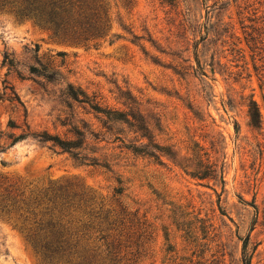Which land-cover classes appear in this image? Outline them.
<instances>
[{"label": "rangeland", "instance_id": "rangeland-1", "mask_svg": "<svg viewBox=\"0 0 264 264\" xmlns=\"http://www.w3.org/2000/svg\"><path fill=\"white\" fill-rule=\"evenodd\" d=\"M105 1L108 36L86 48L0 8V264H43L3 190L65 180L94 211L137 212L140 230L106 232L118 264H241L243 242L264 264V0ZM75 132L108 169L38 142ZM139 138L158 160L131 155ZM211 163L215 179L189 175Z\"/></svg>", "mask_w": 264, "mask_h": 264}, {"label": "trees", "instance_id": "trees-1", "mask_svg": "<svg viewBox=\"0 0 264 264\" xmlns=\"http://www.w3.org/2000/svg\"><path fill=\"white\" fill-rule=\"evenodd\" d=\"M0 8H6L21 19L43 25L64 40L85 48L88 45L96 46L109 32L105 0H0ZM89 108L94 113H102L96 104L89 103ZM248 113L253 116V122L258 124L257 108L252 101ZM74 134L76 140L39 136L38 142H48L52 147L68 153L79 165L108 169L107 163L99 165L97 159L82 155L84 134ZM115 140L118 138L115 137ZM140 140H135L134 144L125 149L135 157L158 160V148L152 147L154 150L150 153L146 151L147 144H142ZM218 172L220 174V169L217 171L216 166L211 163L205 165L202 173L193 172L189 175L198 180H213ZM220 180L222 182L221 178ZM117 184L112 190L113 197H120L124 191L120 181ZM3 192V200L8 202V213H17L19 218L28 222V227L19 225L18 229L43 264H118L117 252L121 244L118 240H114L115 245L113 242L106 244V232L129 230L133 222L137 225V230H140L136 211L129 213L121 206L111 216L109 212H101L99 206V210L94 211L89 191L75 180L54 182L26 197L23 192L10 188ZM108 218L111 219L110 222ZM141 237L142 234H137L131 242L136 250L134 255L138 254L137 250L141 247L138 243ZM128 239L129 237L125 242ZM240 263L250 264L245 242L241 245Z\"/></svg>", "mask_w": 264, "mask_h": 264}]
</instances>
